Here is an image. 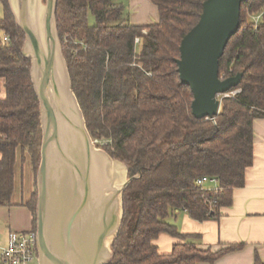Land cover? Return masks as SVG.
Returning a JSON list of instances; mask_svg holds the SVG:
<instances>
[{
	"label": "trees",
	"instance_id": "trees-1",
	"mask_svg": "<svg viewBox=\"0 0 264 264\" xmlns=\"http://www.w3.org/2000/svg\"><path fill=\"white\" fill-rule=\"evenodd\" d=\"M0 1L5 12L0 79L6 89L0 99V207L9 208L17 152L30 154L36 177L42 129L32 62L22 55L26 36L9 0ZM151 1L159 22L137 27L117 0H58V32L91 136L113 159L127 164L130 178L137 176L124 193L112 264H213L244 245L201 250L198 237L180 233L172 221L178 211L199 222L214 220L232 205L234 191L246 185L247 170L254 165V122L264 119V0L242 3L240 28L219 64L224 79L244 74L230 90L241 92L220 98V113L212 120L194 117V95L181 83L177 65L181 42L198 24L207 0ZM257 16L258 25L252 19ZM205 177L216 179L218 189L199 186ZM37 203L36 184L27 204L35 232ZM162 234L175 239L169 254L155 244ZM255 264L264 263L257 258Z\"/></svg>",
	"mask_w": 264,
	"mask_h": 264
},
{
	"label": "water",
	"instance_id": "water-1",
	"mask_svg": "<svg viewBox=\"0 0 264 264\" xmlns=\"http://www.w3.org/2000/svg\"><path fill=\"white\" fill-rule=\"evenodd\" d=\"M245 0H207L198 24L183 38L181 83L194 95L198 120L220 113V97L243 73L221 79L220 60L240 28ZM31 59L40 104L41 161L36 176L38 264H112L124 219V193L137 179L127 164L96 145L73 89L57 26L58 0H9Z\"/></svg>",
	"mask_w": 264,
	"mask_h": 264
},
{
	"label": "crops",
	"instance_id": "crops-1",
	"mask_svg": "<svg viewBox=\"0 0 264 264\" xmlns=\"http://www.w3.org/2000/svg\"><path fill=\"white\" fill-rule=\"evenodd\" d=\"M117 2L124 5L133 26L146 27L159 22L158 8L151 0ZM35 189L31 156L19 149L13 206L0 207V252L7 246L11 232L34 231V217L27 204ZM172 222L180 233L197 236L201 250L218 252L233 245H244L243 249L230 252L213 264H255L257 258L264 263V119L254 122V165L247 170L245 187L234 191L232 205L222 208L214 220L199 222L178 211ZM174 243L175 239L168 234L160 235L155 241L162 254H169Z\"/></svg>",
	"mask_w": 264,
	"mask_h": 264
},
{
	"label": "built area",
	"instance_id": "built-area-1",
	"mask_svg": "<svg viewBox=\"0 0 264 264\" xmlns=\"http://www.w3.org/2000/svg\"><path fill=\"white\" fill-rule=\"evenodd\" d=\"M253 22L258 25L261 20V16L253 17ZM147 31H143V34H147ZM6 42L10 39L8 36L4 37ZM140 43V39H136V44ZM224 79V76L221 77ZM241 90L226 93L220 98H229L239 94ZM96 145L99 147L101 142L95 141ZM103 144V143H102ZM199 186H211L214 189H218V182L213 178H202L198 180ZM38 262V252H37V238L36 232L31 231L27 233L11 232L8 239V244L6 247L1 249L0 264H32Z\"/></svg>",
	"mask_w": 264,
	"mask_h": 264
},
{
	"label": "rangeland",
	"instance_id": "rangeland-1",
	"mask_svg": "<svg viewBox=\"0 0 264 264\" xmlns=\"http://www.w3.org/2000/svg\"><path fill=\"white\" fill-rule=\"evenodd\" d=\"M42 2L45 3L46 0H42ZM4 15H5L4 7H3L2 2L0 1V19L3 18ZM95 24H96V20H95V18H94L93 16L90 15V16H89V25H90V26H94ZM4 84H5V81H4L3 79H0V99H3V98L6 97V89H5ZM99 145H100V148H102V147H101L102 142H101V144H99ZM0 254H1V252H0ZM0 258H1V255H0ZM32 264H38V262L36 261V262H34V263H32Z\"/></svg>",
	"mask_w": 264,
	"mask_h": 264
}]
</instances>
